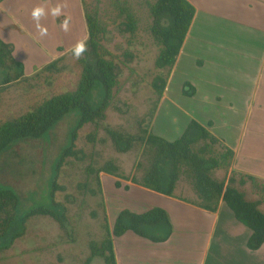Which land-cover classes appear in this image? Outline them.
Segmentation results:
<instances>
[{
  "label": "rangeland",
  "instance_id": "rangeland-1",
  "mask_svg": "<svg viewBox=\"0 0 264 264\" xmlns=\"http://www.w3.org/2000/svg\"><path fill=\"white\" fill-rule=\"evenodd\" d=\"M152 2L83 0L86 9L99 19L100 43L106 58L117 67L113 99L103 121L86 123L78 130L74 153L65 156L57 171L56 164L77 122L75 112L63 117L45 136L18 140L2 152L0 184L17 192L21 209L47 206L53 191L54 200L65 207L66 220L61 226L50 215L32 216L26 222L25 233L9 249L0 252V264H105L101 256H92L90 245L99 246L107 236L105 225H113L117 207H112L111 200L112 196L116 200L113 183L117 178L99 169L112 162L120 175L141 178L150 158L141 136L144 130L153 131L154 117L165 91L159 97L153 81L159 75L168 81L171 74L167 68L156 66L159 46L151 33ZM13 3L12 14L19 25L3 34L12 44L11 57L18 66L8 57L7 64L0 67V123L22 115L52 95L73 90L81 65L79 58L72 55V48L87 37L81 0ZM57 4L64 6L61 17L50 14ZM35 7L46 10L40 20L47 28L46 36L40 35L31 17ZM129 16L135 22L133 30L126 26ZM65 17L69 18L67 31L61 27ZM110 130L136 136L137 140L127 151H120ZM214 148L221 151L218 144ZM212 176L227 180L229 168L214 169ZM233 176L237 181L239 176ZM247 189L253 193L249 182ZM174 192L198 201L185 173L177 180ZM246 194L248 198L252 196L250 192Z\"/></svg>",
  "mask_w": 264,
  "mask_h": 264
},
{
  "label": "crops",
  "instance_id": "crops-1",
  "mask_svg": "<svg viewBox=\"0 0 264 264\" xmlns=\"http://www.w3.org/2000/svg\"><path fill=\"white\" fill-rule=\"evenodd\" d=\"M188 1L195 12L157 108L153 132L173 141L196 120L233 151L230 173L264 180V0ZM13 5V0H0V41L9 47L3 32L19 25ZM124 184L129 189L115 187L116 200L112 196L110 202L117 207L115 217L123 209L142 213L160 207L172 230L159 242L132 230L115 237L117 264H264V244L248 247L251 230L222 200L211 211L197 204L199 198L192 201L175 192L169 196L131 181ZM234 184L250 192L249 199L258 198L247 191L248 183ZM259 208L264 211V202Z\"/></svg>",
  "mask_w": 264,
  "mask_h": 264
},
{
  "label": "trees",
  "instance_id": "trees-1",
  "mask_svg": "<svg viewBox=\"0 0 264 264\" xmlns=\"http://www.w3.org/2000/svg\"><path fill=\"white\" fill-rule=\"evenodd\" d=\"M81 1L87 37L84 40L86 51L79 57L81 73L76 87L44 99L16 118L2 121L0 155L18 140L45 136L63 117L75 112L77 122L70 132L69 144L56 164L57 171L65 156L74 153L78 130L86 123L97 124L105 119V111L113 99L118 82L117 67L105 56L100 43L102 29L96 13L89 12L83 0ZM150 12L153 17L151 33L159 46L156 66L167 68L170 72L181 50L195 8L188 0H153ZM126 26L130 30L134 29L132 17H128ZM11 50L7 43L0 41V67L7 64L8 57L14 62ZM14 63L17 65V62ZM166 80L159 75L153 81L159 97L166 87ZM109 133L120 151H127L137 140L136 136L124 135L118 131L110 130ZM141 140L150 158L140 179L120 175L112 162L99 169L117 178L115 187L128 190L129 185L122 181L126 180L152 191L174 196L176 182L185 173L192 181L200 207L215 211L222 200L234 216L251 230L248 247L255 249L264 244V211L259 208V204L264 202V180L233 170L227 180L214 178V169L230 167L233 151L206 127L192 119L183 133L173 141L158 136L152 130H144ZM217 144L221 151L214 148ZM233 174L239 176L237 181L240 185L249 182L258 198L249 199L237 188ZM49 199L47 206L38 204L22 210L17 192L10 186L0 184V252L9 249L25 233L26 222L32 216L50 215L64 226L65 207L54 200L53 191L50 192ZM105 228L107 236L101 244L90 245L92 256H101L105 264H117L113 242L115 237L125 231L132 230L142 237L159 242L166 240L172 230L166 211L160 207H152L142 213L123 209L115 217L112 227L106 224Z\"/></svg>",
  "mask_w": 264,
  "mask_h": 264
},
{
  "label": "clouds",
  "instance_id": "clouds-1",
  "mask_svg": "<svg viewBox=\"0 0 264 264\" xmlns=\"http://www.w3.org/2000/svg\"><path fill=\"white\" fill-rule=\"evenodd\" d=\"M63 5L57 4L55 7H52L50 9V14L53 17H61L64 15L63 13ZM46 15V10L43 7H35L31 11V17L36 22V26L39 29L41 36L47 35V28L40 24V20L42 17ZM69 24V18L65 17L63 21L61 22V27L67 31ZM86 51V43L85 41H78L74 47L72 48V55L76 58L81 57L84 52Z\"/></svg>",
  "mask_w": 264,
  "mask_h": 264
}]
</instances>
